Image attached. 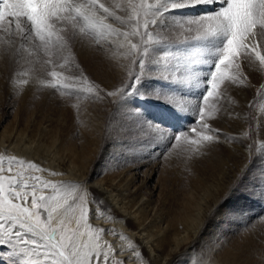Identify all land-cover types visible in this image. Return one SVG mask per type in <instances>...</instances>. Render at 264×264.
Instances as JSON below:
<instances>
[{
    "label": "snow or ice",
    "instance_id": "snow-or-ice-1",
    "mask_svg": "<svg viewBox=\"0 0 264 264\" xmlns=\"http://www.w3.org/2000/svg\"><path fill=\"white\" fill-rule=\"evenodd\" d=\"M216 3L219 7L206 14L173 15L179 9ZM172 32L179 35L173 38ZM113 45L123 50L129 63L123 66L126 75L120 85L107 89L84 73L76 49L106 52ZM261 48L264 0H0V59L15 73L9 77L11 92L19 94L31 84L60 97L83 95L116 105L126 122L119 126L121 138L110 133L108 139L132 157L125 166L154 145L167 144L158 159L175 151L190 161L217 144L234 141L235 136L212 122L231 115L222 103V86L246 85L244 61L264 72ZM18 67L22 70L16 71ZM146 81L168 87L147 89ZM178 88L201 94H178ZM134 99L167 105L170 113L149 118L144 108L130 104ZM74 106L79 108L78 103ZM189 117L187 128L168 123ZM252 132L251 137L242 133L247 141L242 144L244 163L209 211L208 224L217 229L236 224L250 230L257 220L264 221V215L248 216L252 206H264V137L257 138L256 128ZM29 170L45 171L35 162L0 155L3 264H143L139 245L129 241L116 246L104 239L105 229L89 222L91 193L86 186L52 182ZM258 264H264V251Z\"/></svg>",
    "mask_w": 264,
    "mask_h": 264
},
{
    "label": "bare ground",
    "instance_id": "bare-ground-1",
    "mask_svg": "<svg viewBox=\"0 0 264 264\" xmlns=\"http://www.w3.org/2000/svg\"><path fill=\"white\" fill-rule=\"evenodd\" d=\"M218 5L179 9L173 15L206 14ZM76 51L78 62L91 80L107 89L120 85L126 75L123 66L129 63L122 49L113 45L105 52L78 46ZM260 51L264 53V48ZM245 64L243 70L249 78L246 85L228 86L226 82L222 86L225 97L222 103L231 115L213 122L224 133L235 136L234 141L217 144L190 161L175 151L165 159H158L167 144L154 145L142 149L135 163L125 166L132 157L124 155L108 139L110 133L121 138L119 126L126 122L117 113L116 105L83 95L60 97L50 89H37L31 84L14 95L6 81L15 73L11 65L0 59V155L39 163L44 172L29 171L43 179L86 186L91 193L89 222L105 229L104 239L116 246H127L129 241L139 245L145 257L143 264H189L187 252L195 246L202 248L205 255L216 249L220 264H258L264 247L253 244L264 236V221L255 230V224L250 230L236 224H225L219 229L214 223L208 224L209 211L220 191L244 163L242 144L247 141L242 133L246 131L251 137L252 129L256 128L257 138L264 137V103L256 106L254 102V91L259 88L264 72L256 71L257 65ZM28 66L23 65V69ZM151 86L150 81L145 82V88ZM72 103H78L79 108L70 106ZM130 104L144 108L147 115V103L134 99ZM161 163L163 166L171 163L173 174L161 186L152 185ZM254 207L249 217L264 212L263 206ZM109 230L125 235L128 240H119Z\"/></svg>",
    "mask_w": 264,
    "mask_h": 264
},
{
    "label": "rangeland",
    "instance_id": "rangeland-1",
    "mask_svg": "<svg viewBox=\"0 0 264 264\" xmlns=\"http://www.w3.org/2000/svg\"><path fill=\"white\" fill-rule=\"evenodd\" d=\"M218 7H219V5L216 8H218ZM174 14H176V12ZM178 35L179 34L177 32H172V37L173 38H176ZM180 39H183V37H180ZM245 62L248 63L247 61L243 62V64H242V68L243 69L245 68V65H246ZM28 67H30V65ZM243 71L246 73L245 70H243ZM150 83L152 85L151 88L156 87V86L168 87V85H165V84H163L162 82H159V81H150ZM6 84L9 87V80L6 81ZM261 85H264V78L260 80V84L257 86L259 88L256 91H254L255 92L254 94H256L255 98H254V102H255L256 106L260 105V104L262 105L264 103V91H262L260 89ZM176 91H178V94L179 93H183V94L190 95V96H192V95L198 96V95L201 94L200 90H197V89L189 90V89H179L178 88V89H176ZM142 103H147L146 104L147 105V109H148L146 111L147 112V116H149L151 118L161 119L163 117H167L169 115V113H170V109L168 108L167 105L160 104V103H158L156 101H147V102H142ZM73 105H74V103L70 104V106H73ZM9 120H10V118H9ZM191 122H192V118L191 117H189L188 119H186L184 121H179V122L175 121V120L168 121V123H170L171 125H174L176 127H181L182 126L183 128H187L188 124L191 123ZM212 122H215V121H212ZM163 159H165V158H163ZM164 161H161V162H164ZM35 163H37V162H35ZM37 164H39V163H37ZM170 164L171 163H167L165 166H163V164L161 163V164L158 165V168H157L156 173H155L154 178H153L152 185L161 186V184L165 180L168 179V176L170 175V173L173 174L171 172L172 171V166ZM257 208H261V206H257ZM254 209H255V207L253 206L251 211H253ZM262 210H264V208ZM260 215H264V212L263 213L261 212ZM260 222H261L260 220L256 221V223L254 225V230L259 228V223ZM255 236H256V234H255ZM216 238H218V236ZM261 238H262V240L259 239L260 241L258 240L253 245L256 246V247H259L258 245L260 243V246L264 247V236H262ZM261 242H262V244H261ZM3 250L4 249L2 247H0V251H3ZM187 253L189 254V257L191 258V264H203V263H205V264H220L219 261H218L219 258L216 255V253H217L216 249L215 250L212 249V251L209 253V255H205V253L203 252L202 248L200 249V247H198V246L196 247L195 246V247L191 248L190 250H188ZM41 264H43V263L41 262Z\"/></svg>",
    "mask_w": 264,
    "mask_h": 264
}]
</instances>
